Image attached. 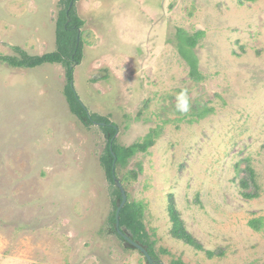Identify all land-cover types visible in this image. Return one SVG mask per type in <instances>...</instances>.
<instances>
[{"label":"rangeland","instance_id":"374dc122","mask_svg":"<svg viewBox=\"0 0 264 264\" xmlns=\"http://www.w3.org/2000/svg\"><path fill=\"white\" fill-rule=\"evenodd\" d=\"M66 1L0 0V56L54 52ZM74 9L73 95L116 127L120 147L156 132L115 168L125 204L141 205L155 261L264 264V0H77ZM183 33H201L192 49ZM175 43L194 53L200 79ZM68 84L62 65L0 64V264H146L106 233L115 200L100 162L106 137L71 113ZM196 102L210 113L197 117ZM169 196L202 251L171 236Z\"/></svg>","mask_w":264,"mask_h":264},{"label":"trees","instance_id":"16d2710c","mask_svg":"<svg viewBox=\"0 0 264 264\" xmlns=\"http://www.w3.org/2000/svg\"><path fill=\"white\" fill-rule=\"evenodd\" d=\"M77 0H67L65 9L60 13L59 18L57 20L56 32H55V44L56 50L52 53H48L42 56H29L25 52L21 51L19 48H13L14 51L18 54V57H3L0 56V64H6L15 68H26V69H34L41 67L43 65L48 64H57L62 65L66 68V77L69 81L65 89V97L67 103L69 104V108L71 113L84 125L87 126L89 123L97 122L103 123L106 126H99L103 131L106 137V151L103 156L100 158L101 165L105 170V174L107 179L110 181L115 190V200L113 202L114 210L109 218L108 229L106 230L107 234L115 235L118 239L124 242V250L127 251H136L132 246L128 243H125L124 239L115 231L114 223H115V212L117 209V203L121 201V195L119 189L115 186V168L119 165H124L129 158L133 157L137 152H145L151 145H153V134L156 132L153 131L149 134L145 139L140 143H135L130 147H120L117 145L114 137L116 134V129L114 126L108 127V121L100 117L101 119L95 120L90 116L88 119V115L86 113L85 108L78 101L76 95H73V91L70 87L72 82V71L70 70V65L72 63L80 62L81 57V42H79V46L77 47V36L78 29L82 25V22L76 17L74 4ZM256 0H239V4L242 5L244 2H254ZM73 3V6L69 9V5ZM67 10H69L68 17L70 18V24H68L67 20ZM184 41L188 44V46L192 49V47L196 44V39L199 37L201 33H197L194 35H187L183 33ZM181 36V35H180ZM176 48L181 54V56L186 59L190 65V77L195 80L201 78L197 68V60L194 56V53L187 54L184 51V48L179 43H175ZM197 117H201L202 115L210 113L211 109H208L207 105H201L199 103H194L193 108ZM140 169V168H139ZM133 176H136L135 173H131ZM114 175V176H113ZM253 179V174H251L250 170L248 171V180L251 181ZM248 181H241V186L248 187ZM249 197V195H244ZM169 204H168V216L171 222V236L179 241H182L184 244L192 247L196 251H202V246L196 241V239L188 233L183 227L182 221L180 220L178 213L176 212L173 206L172 197L169 196ZM260 219L252 220L249 222V226L258 231L260 229ZM119 225L122 229V232L135 242L144 247L148 254L152 259L156 260V256L153 252L152 244L149 242L147 234L144 232L143 226V212L140 204L136 203H126L122 208L119 216ZM206 255L208 258H213L215 256L214 253L210 251H206ZM148 264V263H146Z\"/></svg>","mask_w":264,"mask_h":264},{"label":"water","instance_id":"95a60500","mask_svg":"<svg viewBox=\"0 0 264 264\" xmlns=\"http://www.w3.org/2000/svg\"><path fill=\"white\" fill-rule=\"evenodd\" d=\"M72 6V4L70 5V7ZM69 7V8H70ZM79 46V36L77 37V47ZM75 65L72 64L70 65V70L73 68V66ZM114 176V175H113ZM114 184L115 186L119 189L120 191V195H121V202L118 203L117 205V209L115 212V223H114V229L115 231L122 236V238L124 239V241L126 243H128L130 246H132L134 249L138 250L146 259L148 264H159V262L155 261L154 259L151 258V256L148 254L147 250L142 247L141 245H139L138 243H135L131 237H129L128 235L124 234L122 232V229L120 228L119 225V215H120V211L122 209V207L124 206L125 202H126V195H125V191L122 188L120 182L115 178L114 180Z\"/></svg>","mask_w":264,"mask_h":264},{"label":"clouds","instance_id":"9594fccd","mask_svg":"<svg viewBox=\"0 0 264 264\" xmlns=\"http://www.w3.org/2000/svg\"><path fill=\"white\" fill-rule=\"evenodd\" d=\"M177 99H178V104H177V109L180 111V112H184L186 113L188 110H189V100H188V96H187V93L186 91H181L178 96H177ZM126 195V194H125ZM121 202V201H120ZM119 202V203H120ZM118 205V203H117ZM124 207V206H123ZM122 207V208H123ZM122 210V209H121ZM121 212V211H120ZM120 216V215H119ZM121 236V235H120ZM122 237V236H121ZM126 243V242H125ZM125 245V244H124ZM136 250V249H135ZM138 251V250H136ZM139 252V251H138ZM140 253V252H139ZM141 254V253H140ZM142 255V254H141ZM145 258V257H144ZM147 262V261H146Z\"/></svg>","mask_w":264,"mask_h":264},{"label":"flooded vegetation","instance_id":"af4514ba","mask_svg":"<svg viewBox=\"0 0 264 264\" xmlns=\"http://www.w3.org/2000/svg\"><path fill=\"white\" fill-rule=\"evenodd\" d=\"M74 63H76V61L74 62ZM86 110V109H85ZM86 113H87V115H88V119H90V116H89V113L87 112V110H86ZM89 124H91V125H96V126H105L103 123H94L93 121L91 122V123H89ZM111 126H114V125H112L111 124ZM115 127V126H114ZM116 128V127H115Z\"/></svg>","mask_w":264,"mask_h":264}]
</instances>
